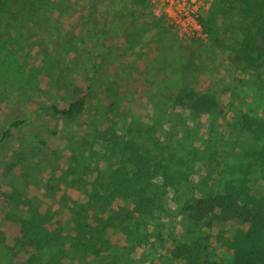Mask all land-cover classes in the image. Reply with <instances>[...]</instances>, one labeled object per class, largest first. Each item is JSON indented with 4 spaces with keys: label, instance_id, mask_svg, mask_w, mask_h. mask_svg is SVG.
I'll return each mask as SVG.
<instances>
[{
    "label": "rangeland",
    "instance_id": "1",
    "mask_svg": "<svg viewBox=\"0 0 264 264\" xmlns=\"http://www.w3.org/2000/svg\"><path fill=\"white\" fill-rule=\"evenodd\" d=\"M50 1L53 10L39 5L25 22L30 36L23 48L9 38L0 49V245L14 251L12 262L0 248V264L30 255L15 246L19 226L8 216L5 193L15 184L64 228L62 238L40 252L45 263L59 257L61 264H170L171 247L183 242H198L229 260L222 242L229 234L219 238L217 228L191 218L187 206L246 171L251 160L239 154L235 127L245 114L264 119V76L231 64L227 52L209 40L180 37L149 2L143 7L132 0ZM76 85L91 87L82 126L52 109L66 107ZM187 89L210 91L223 112L174 104V96ZM127 110L133 117L125 120ZM17 119L27 123L4 140L3 132ZM113 123L118 141L135 139L158 161L149 190L153 201L145 215L92 236V228L103 227L99 220L132 207L122 199L105 204L96 184L105 182L118 158L108 149L112 134L101 140L93 134ZM150 126L155 130L148 134ZM15 151L22 162L12 180L3 175V163ZM165 172L174 173V185L165 183ZM251 186L262 188L263 181L253 179Z\"/></svg>",
    "mask_w": 264,
    "mask_h": 264
},
{
    "label": "trees",
    "instance_id": "2",
    "mask_svg": "<svg viewBox=\"0 0 264 264\" xmlns=\"http://www.w3.org/2000/svg\"><path fill=\"white\" fill-rule=\"evenodd\" d=\"M35 1L0 0V49L9 43L6 41L9 38H13L12 42L16 43L17 47L23 48L30 36L29 29L25 27L30 14H33V17L40 9L39 5L47 11L54 9L50 0ZM132 1L143 7L150 3L149 0ZM201 22L209 34L211 44L226 51L231 64L240 67L246 73H254L258 78L264 76V0H213ZM136 31L135 29L134 33ZM94 32L97 34L96 30ZM98 53L96 52L97 61L100 57ZM262 83L264 84V80ZM90 88L74 86L73 100L63 108L53 105V111L64 119L82 126L91 96ZM173 101L174 104L188 107L195 112L210 111L217 114L223 112L220 101L210 91L181 90L174 96ZM113 105L110 104L111 107ZM108 112L105 111L106 114ZM131 116L132 111L127 110L122 118L127 120ZM26 123L21 119L12 122L3 132V139L12 136V129L23 127ZM129 125L128 130L134 133L133 123ZM113 126L114 123L108 130L95 132L93 137L104 139L107 134H112ZM154 130V126H150L147 133ZM234 140L243 160H251L246 171L242 168L241 177L227 179L219 191L194 198L187 206L189 216L195 220H205L208 229L217 228L219 238L229 234L222 242L226 244L230 259L211 254L198 242H183L175 243L171 247L170 264H264V119H256L250 114L242 115L235 127ZM112 141L108 149L111 155L118 158V162L108 173L105 182L96 181L104 191L98 196L105 204L122 199L131 202L132 207H126L124 213L116 211L115 218L99 220L103 227L92 228L90 230L92 236L98 233L100 237L105 234L104 229L107 227H114L116 223L126 222L127 219L131 220L136 215H145L150 211L153 201L149 190L158 172L156 165L158 161L153 160L145 148L142 150L140 143L135 139L118 141V137L112 134L107 142ZM21 162L22 157L18 151H15L8 160H4L5 178L14 180L17 177L16 168ZM101 177L102 172H99L98 179ZM163 177L167 185H174L173 172L171 174L165 172ZM253 179H261L263 187H252ZM5 195L10 205L9 219L19 226L15 246L20 251L30 252L26 261L19 260L16 264H61L59 257H53L52 262L45 263L41 260L40 252L44 247L62 238L64 232L62 224L54 221L50 214L42 212L39 205L27 197L19 184H15L13 191ZM19 210L26 212L27 216H22ZM97 241L99 240L90 241L92 244L90 248L94 253ZM0 246L13 262V248L5 244ZM96 251V254H99L101 250Z\"/></svg>",
    "mask_w": 264,
    "mask_h": 264
},
{
    "label": "built area",
    "instance_id": "3",
    "mask_svg": "<svg viewBox=\"0 0 264 264\" xmlns=\"http://www.w3.org/2000/svg\"><path fill=\"white\" fill-rule=\"evenodd\" d=\"M157 15L164 16L180 36L202 41L209 40L201 18L210 9L213 0H149Z\"/></svg>",
    "mask_w": 264,
    "mask_h": 264
}]
</instances>
